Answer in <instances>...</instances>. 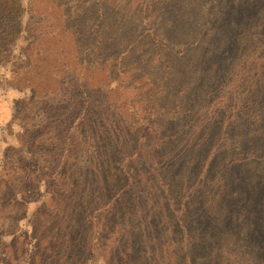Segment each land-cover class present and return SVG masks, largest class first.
<instances>
[{
  "label": "trees",
  "instance_id": "1",
  "mask_svg": "<svg viewBox=\"0 0 264 264\" xmlns=\"http://www.w3.org/2000/svg\"><path fill=\"white\" fill-rule=\"evenodd\" d=\"M134 2L0 0V92L29 94L0 104V264H264L258 186L233 176L235 155L264 166V0H223L204 68L196 48L135 34L153 0ZM131 74L161 117L135 108ZM174 76L220 81L183 110Z\"/></svg>",
  "mask_w": 264,
  "mask_h": 264
},
{
  "label": "rangeland",
  "instance_id": "2",
  "mask_svg": "<svg viewBox=\"0 0 264 264\" xmlns=\"http://www.w3.org/2000/svg\"><path fill=\"white\" fill-rule=\"evenodd\" d=\"M136 1L137 2H134L133 5H137L140 2V0ZM249 5H251V3L248 2L246 6ZM259 8H263V6H259L258 9ZM230 9L231 6H225L223 0H153V2H151L150 6L147 8H139L136 10L134 9L132 17L137 22V28L134 30V33L136 34L138 31L142 32L143 30L154 31V33L159 38L163 39L164 43L177 51L186 50L188 48L191 49L190 46L193 49L196 48L204 54V57L200 60V65L204 68L206 67V64L208 65L209 62L206 59H209V36L212 34V32L206 33L205 25L210 21V19L213 18L215 14H217L218 11H220L222 14L223 12L228 13ZM256 9L246 13V15L249 16L253 14L254 12H256ZM19 30L22 31L21 34L22 36H24V25H21ZM213 32L219 34L222 32V30ZM195 52L197 53L198 51L195 50ZM174 77L175 79L172 81V84L174 85L172 96L175 97L176 95H178V92L185 96L184 101L187 103L184 106L183 110H186V108L189 107V103L192 102H190L191 98L210 96L214 92V90L216 89V85L220 81L219 76H179L180 78L176 76ZM130 79L129 89L131 92L133 91L132 94L134 96L135 108L143 113L153 108L157 113V116L161 117L167 104L161 102V100H163L161 98V94H154L151 90H145L141 86V84H138V79L136 78V76H134V74L130 75ZM262 91H264V85H262L261 92ZM28 95V93L18 94L16 92H11V90H9L7 93L5 91L0 92V104L3 108V111L8 112L7 110L10 109L6 108H8V106L12 102H15L18 99L27 98ZM243 109L245 111H250L253 108L248 107L247 103H243L241 110L243 111ZM247 124L250 126L248 132H254L259 128L252 122H248ZM244 128L245 127H242V129ZM248 132L242 131V133H237L242 138V136L247 135ZM2 134L3 133L0 129V165L3 162L1 145ZM250 137H252V144L253 142H257V138L259 136L256 133H251ZM247 140L249 141V139ZM244 144L248 145V143ZM122 154H125V152H123ZM220 157H223L222 159L226 158L224 154ZM222 159L220 158L218 161ZM233 163L235 164L236 170L242 171L241 175L237 173L233 174L234 178L237 181H241L243 179L245 180V178H248V181L249 178L254 179L253 181L255 182V184H257L256 186H258L257 190H251V188H253L251 187V184H245V187L251 190L246 194H252L253 197L260 198L261 201L260 203H258L259 206L257 207V209L261 207L264 210V166L261 168H257L256 171H251V168L249 167L251 164L250 161L248 159H244V157L240 155H235L233 157ZM133 165L136 172L141 176L143 175V171L147 169V167L145 166V162L142 161H139L138 164H136L135 162ZM172 171L173 170H168L166 171V174H170V176H172L175 185V183L177 182L176 179L178 178L177 175H180L181 172L178 171V169H175L174 172ZM240 176L241 178H238ZM248 181L245 182L247 183ZM34 213L35 207H31L27 216V222L31 220ZM211 213L212 212H210V215H206L204 218L206 220L210 219ZM230 216H227L224 219L230 218ZM258 218L259 219L257 220V222L259 221L263 224L264 214H262L261 216L258 214ZM235 219L237 220V217L234 215H232L230 218V220ZM263 233L264 231H261V234ZM238 237H236V239H240ZM237 241L242 242L239 240Z\"/></svg>",
  "mask_w": 264,
  "mask_h": 264
}]
</instances>
